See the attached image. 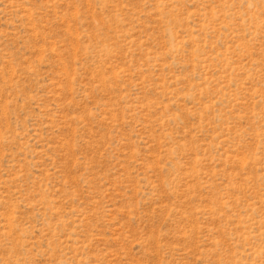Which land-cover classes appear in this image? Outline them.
Here are the masks:
<instances>
[{
	"label": "rangeland",
	"instance_id": "1",
	"mask_svg": "<svg viewBox=\"0 0 264 264\" xmlns=\"http://www.w3.org/2000/svg\"><path fill=\"white\" fill-rule=\"evenodd\" d=\"M0 264H264V0H0Z\"/></svg>",
	"mask_w": 264,
	"mask_h": 264
}]
</instances>
